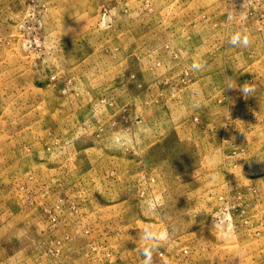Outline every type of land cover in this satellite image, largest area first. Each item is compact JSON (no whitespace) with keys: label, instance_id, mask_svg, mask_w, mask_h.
<instances>
[{"label":"rangeland","instance_id":"rangeland-1","mask_svg":"<svg viewBox=\"0 0 264 264\" xmlns=\"http://www.w3.org/2000/svg\"><path fill=\"white\" fill-rule=\"evenodd\" d=\"M145 229L264 264V0H0V264H145Z\"/></svg>","mask_w":264,"mask_h":264},{"label":"clouds","instance_id":"clouds-1","mask_svg":"<svg viewBox=\"0 0 264 264\" xmlns=\"http://www.w3.org/2000/svg\"><path fill=\"white\" fill-rule=\"evenodd\" d=\"M237 13L233 11L228 12V20H233ZM228 43H230L234 47H245L247 48L251 43V34L249 32L243 31V30H235L231 33ZM206 67V61L203 58H194L192 63L190 64V69L193 72H200ZM225 88H236L237 84H233V81L230 78H225ZM240 87V92L245 95H253L256 91L255 87L251 85V83L245 82ZM203 104L202 98H196L195 103L193 107H199ZM155 234L149 230L145 229L143 233V240L147 244V246L143 249V255L146 257L145 264H149V260L152 254L153 245L151 244V241L154 240Z\"/></svg>","mask_w":264,"mask_h":264}]
</instances>
